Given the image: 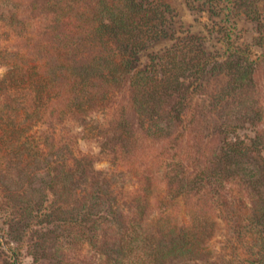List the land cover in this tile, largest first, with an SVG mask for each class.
<instances>
[{
    "label": "rangeland",
    "instance_id": "rangeland-1",
    "mask_svg": "<svg viewBox=\"0 0 264 264\" xmlns=\"http://www.w3.org/2000/svg\"><path fill=\"white\" fill-rule=\"evenodd\" d=\"M33 1L0 0V79L15 69L28 86L46 61L66 88L68 64L47 53L49 17ZM137 1L155 10L159 33L137 51L123 44L121 53L132 70L173 77L177 88L162 110L179 117L160 116L150 136L147 121L129 115L139 140L116 152L113 108L56 119L49 101L44 122L30 117L22 137L12 125L22 115L9 113L0 125L8 131L0 134V264H99L102 242L117 230L108 222L95 244L85 217L93 194L106 188L118 194L124 217L143 227L199 230L200 251L169 264H264V0ZM133 5L113 0L111 7L132 14ZM85 45H73L78 62L90 56ZM232 146L246 155L227 157ZM77 160L79 171L65 180L63 165ZM136 197L138 208L129 201Z\"/></svg>",
    "mask_w": 264,
    "mask_h": 264
},
{
    "label": "trees",
    "instance_id": "trees-1",
    "mask_svg": "<svg viewBox=\"0 0 264 264\" xmlns=\"http://www.w3.org/2000/svg\"><path fill=\"white\" fill-rule=\"evenodd\" d=\"M93 1H33L35 7L32 9L40 8L49 17L44 31L50 41V48L46 49L49 52H46L54 60L66 61V79L69 83L66 88L58 85L55 81L58 75L49 69V65H44L46 61H41L43 66H33L34 71L35 67L40 66L36 71L38 76L28 86L24 78H16L15 69L11 70L9 74H13L12 76L6 74L0 79V125L11 121L9 113L18 112L22 117L19 121L14 120L12 125L15 127L14 132L22 137V124L30 121V117L34 119L30 121L33 125L43 123L47 112L44 107L51 101V112L57 116L56 119H61L67 111L81 119L85 118L81 115L88 111L113 108L114 114L110 119L112 127L108 131L116 145L120 146L115 151L122 152L124 149L131 151L139 140L138 128L129 121V115H136L138 119L147 121L144 134L150 136L157 134L156 120L160 116L169 119L179 117V110H162L171 91L177 88L173 85V77L170 74L159 77L145 71L132 70L130 61L121 53L124 46L129 51H137L148 36H157L159 32L153 24L155 10L143 2L132 0L134 5L131 7L136 6L135 11L123 14L112 9L113 0H96V4ZM14 14L16 8L11 13L13 17ZM74 44H86L85 47L90 52L88 57L80 54L81 58H85L83 63L76 59L72 49ZM48 78L53 79V83L48 82L46 86L43 81ZM39 80L43 81L38 83ZM52 96H55L57 102H53ZM59 102H62L64 108H57ZM0 131L1 137L8 132L5 126H0ZM232 154L246 155L244 149H237L236 146H232L226 156ZM77 161L71 167L63 165L61 174L65 180L79 171L80 162ZM81 174L78 172L79 179ZM183 178L184 174L179 179L181 188ZM92 197L93 202L85 218L90 220L89 228L95 237V244L99 245L102 241L101 236L106 231L102 233L100 229L108 222L113 221L117 230V237L111 236V240L102 242L101 245L105 248L104 258L99 264H169L171 258L183 255V252L200 251L197 250L200 241L195 235L199 230L185 231L183 227L177 228L154 221L148 227H143L141 222H136L132 217H124L118 204L120 198L113 191L100 189ZM141 200V197H136L129 201L138 208ZM129 201H123V204ZM138 228H142L141 233Z\"/></svg>",
    "mask_w": 264,
    "mask_h": 264
}]
</instances>
